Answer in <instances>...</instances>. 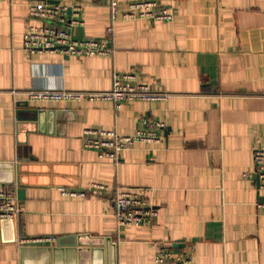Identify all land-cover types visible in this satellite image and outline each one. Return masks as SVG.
Instances as JSON below:
<instances>
[{
	"label": "crops",
	"instance_id": "1",
	"mask_svg": "<svg viewBox=\"0 0 264 264\" xmlns=\"http://www.w3.org/2000/svg\"><path fill=\"white\" fill-rule=\"evenodd\" d=\"M82 7L76 40L99 39L114 54H29L24 35L41 23L30 0H0V190L20 214L0 222V264H152L159 250L192 246L196 264H264V192L253 152L264 146V0H54ZM156 1L169 22L119 20L111 5ZM167 101L32 102L40 90L107 92L114 72ZM165 125L159 144H137L119 162L84 148L86 129L133 135ZM113 191L132 189L159 213L155 224L118 229ZM60 188L85 198L63 196ZM18 190L23 195H18ZM53 237L54 243L22 240Z\"/></svg>",
	"mask_w": 264,
	"mask_h": 264
},
{
	"label": "built area",
	"instance_id": "2",
	"mask_svg": "<svg viewBox=\"0 0 264 264\" xmlns=\"http://www.w3.org/2000/svg\"><path fill=\"white\" fill-rule=\"evenodd\" d=\"M29 17L41 23L30 26L24 35V49L31 55L55 53L63 56L83 58L102 57L114 54L113 45L105 40H76L72 36V28L83 25L82 7L64 4L54 0H30ZM119 20H147L152 22H169L173 15L168 7L156 1H141L130 4L121 10L117 4L111 5V24L107 28L109 37L113 35L114 24ZM138 69L127 72H114L112 89L107 92L40 90L28 94L32 102L58 103H112L118 112L126 103L167 101L171 95L150 89L138 81ZM165 128L163 123L144 122L143 127L133 135H120L116 130L86 129L83 133L84 148L97 152L101 159L117 163L125 151L134 149L137 144L155 145L161 142L159 131ZM254 167L249 178H256L258 189L264 192V146L258 144L253 152ZM93 189L113 194L114 217L118 229L141 227L155 224L158 210L141 194L132 189L108 188L93 185ZM63 196L85 198L87 193L81 190L59 189ZM264 208V204L261 205ZM20 214L16 192L11 189L0 190V221L14 220ZM53 237H33L22 240V243L42 244L54 243ZM152 264H196V254L192 246L184 251L172 249L159 250Z\"/></svg>",
	"mask_w": 264,
	"mask_h": 264
},
{
	"label": "water",
	"instance_id": "3",
	"mask_svg": "<svg viewBox=\"0 0 264 264\" xmlns=\"http://www.w3.org/2000/svg\"><path fill=\"white\" fill-rule=\"evenodd\" d=\"M18 195L19 196L23 195V191L22 190H18ZM3 221H0V222H3ZM5 221L12 222L13 220H5Z\"/></svg>",
	"mask_w": 264,
	"mask_h": 264
}]
</instances>
